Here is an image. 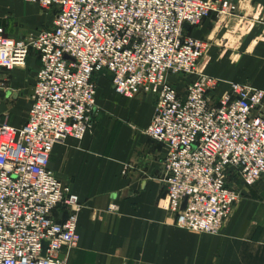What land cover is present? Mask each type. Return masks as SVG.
Here are the masks:
<instances>
[{
	"label": "built area",
	"instance_id": "1",
	"mask_svg": "<svg viewBox=\"0 0 264 264\" xmlns=\"http://www.w3.org/2000/svg\"><path fill=\"white\" fill-rule=\"evenodd\" d=\"M26 1L53 21L31 41L0 28V90L3 72L26 67L31 52L40 61L25 125L0 122V264H68L62 251L78 248L82 205L49 162L56 144L83 141L91 131L96 78L107 73L118 95L155 99L144 133L167 149L175 225L220 235L242 188L264 176V89L206 74L199 64L206 44L185 26L215 18L255 28L264 24V7L252 0ZM59 207L67 211L61 222L53 217Z\"/></svg>",
	"mask_w": 264,
	"mask_h": 264
},
{
	"label": "crops",
	"instance_id": "2",
	"mask_svg": "<svg viewBox=\"0 0 264 264\" xmlns=\"http://www.w3.org/2000/svg\"><path fill=\"white\" fill-rule=\"evenodd\" d=\"M252 2L264 7V0ZM246 12L254 15L250 8ZM52 21L37 4L0 0V28L6 36L31 41ZM242 24L227 27L209 18L186 33L206 44L199 63L206 74L264 89V24L252 29ZM39 66L31 52L26 67L3 72L1 123L25 125ZM96 79L97 114L91 131L83 141L56 144L49 162L82 205L79 246L69 255L62 251L60 258L68 264H264V176L242 188L244 196L220 235L178 228L167 208V149L144 133L155 115V99L118 95L108 73ZM170 79L175 83V77ZM112 204L118 207L114 213L108 211ZM53 217L63 221L66 209L59 207Z\"/></svg>",
	"mask_w": 264,
	"mask_h": 264
},
{
	"label": "water",
	"instance_id": "3",
	"mask_svg": "<svg viewBox=\"0 0 264 264\" xmlns=\"http://www.w3.org/2000/svg\"><path fill=\"white\" fill-rule=\"evenodd\" d=\"M185 28H186V29H190V27L187 26V25L185 26ZM47 246H48L47 244H44V255H45V253H46Z\"/></svg>",
	"mask_w": 264,
	"mask_h": 264
}]
</instances>
